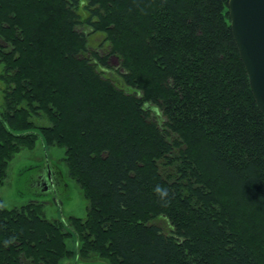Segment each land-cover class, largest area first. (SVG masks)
<instances>
[{
  "label": "trees",
  "instance_id": "obj_1",
  "mask_svg": "<svg viewBox=\"0 0 264 264\" xmlns=\"http://www.w3.org/2000/svg\"><path fill=\"white\" fill-rule=\"evenodd\" d=\"M227 3L0 0V186L42 137L87 201L64 222L0 200V264H264L263 115Z\"/></svg>",
  "mask_w": 264,
  "mask_h": 264
},
{
  "label": "rangeland",
  "instance_id": "obj_2",
  "mask_svg": "<svg viewBox=\"0 0 264 264\" xmlns=\"http://www.w3.org/2000/svg\"><path fill=\"white\" fill-rule=\"evenodd\" d=\"M77 13L83 19L88 15L84 6L79 7ZM85 33L88 34L91 49H98L101 53H106L108 44L104 42L102 33H91V30H85ZM112 62L114 64H111L115 65L114 59ZM3 71L4 64L0 59V114L3 110L5 89L4 82L1 80ZM32 121L37 126L48 125L44 119L32 117ZM64 155L62 148L47 145L42 137L38 138L37 144L32 150L18 152L7 166L4 182L0 186V200L3 207L6 209L20 208L27 205L30 200H36L43 203L44 216L49 220L67 222L71 216L84 218L87 213V201L80 186L70 179L68 168L64 162ZM47 171L49 177L56 172H59L61 176L54 193L45 194L46 192L41 190V188L46 190L45 180L47 179L44 175L47 174ZM41 175L45 177L44 181V178L42 180L39 178ZM52 178L55 184L57 177L53 175ZM159 225L165 232L169 230L166 223L160 221ZM66 243L69 249H75L76 240L74 238L68 239ZM63 264H108V262L100 259L83 261V259L75 256Z\"/></svg>",
  "mask_w": 264,
  "mask_h": 264
},
{
  "label": "water",
  "instance_id": "obj_3",
  "mask_svg": "<svg viewBox=\"0 0 264 264\" xmlns=\"http://www.w3.org/2000/svg\"><path fill=\"white\" fill-rule=\"evenodd\" d=\"M230 28L264 124V0H228Z\"/></svg>",
  "mask_w": 264,
  "mask_h": 264
},
{
  "label": "flooded vegetation",
  "instance_id": "obj_4",
  "mask_svg": "<svg viewBox=\"0 0 264 264\" xmlns=\"http://www.w3.org/2000/svg\"><path fill=\"white\" fill-rule=\"evenodd\" d=\"M54 175H55V174H54ZM48 178H49V184H48L47 182H45L46 190H47V192H51V191H54V192H55V191L57 190V187H58V182L55 181V184H56V185H55L54 182H53V178H52L51 176L49 177V174H48ZM47 184H48L49 186H48ZM50 184H51V186H50ZM56 186H57V187H56ZM41 190L44 191L45 189H42V188H41ZM46 190H45V191H46Z\"/></svg>",
  "mask_w": 264,
  "mask_h": 264
},
{
  "label": "crops",
  "instance_id": "obj_5",
  "mask_svg": "<svg viewBox=\"0 0 264 264\" xmlns=\"http://www.w3.org/2000/svg\"><path fill=\"white\" fill-rule=\"evenodd\" d=\"M40 170H41V169H40ZM40 170H39V171H40ZM39 171H38V172H39ZM41 172H42V171H41ZM41 172H40V173H41ZM53 175H54V174H53ZM53 175H51V176L53 177ZM44 176L46 177L47 180H45V177H42V175L39 176V178H41V180L44 178L43 181L45 180V181L48 183V181H49V178H48V171H47V174H45ZM54 176L56 177V175H54ZM44 191H45V190H44ZM45 192H46V194L54 193V191L47 192V190H46Z\"/></svg>",
  "mask_w": 264,
  "mask_h": 264
},
{
  "label": "clouds",
  "instance_id": "obj_6",
  "mask_svg": "<svg viewBox=\"0 0 264 264\" xmlns=\"http://www.w3.org/2000/svg\"><path fill=\"white\" fill-rule=\"evenodd\" d=\"M157 191H160V189H159V188H157Z\"/></svg>",
  "mask_w": 264,
  "mask_h": 264
}]
</instances>
